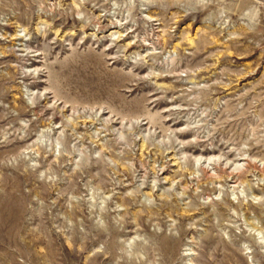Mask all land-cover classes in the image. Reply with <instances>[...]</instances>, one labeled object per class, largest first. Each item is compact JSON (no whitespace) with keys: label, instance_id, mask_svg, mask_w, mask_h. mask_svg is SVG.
Segmentation results:
<instances>
[{"label":"rangeland","instance_id":"1","mask_svg":"<svg viewBox=\"0 0 264 264\" xmlns=\"http://www.w3.org/2000/svg\"><path fill=\"white\" fill-rule=\"evenodd\" d=\"M0 264H264V0H0Z\"/></svg>","mask_w":264,"mask_h":264}]
</instances>
